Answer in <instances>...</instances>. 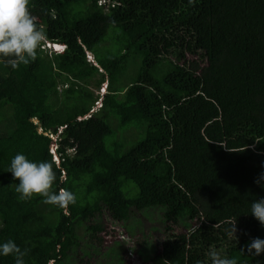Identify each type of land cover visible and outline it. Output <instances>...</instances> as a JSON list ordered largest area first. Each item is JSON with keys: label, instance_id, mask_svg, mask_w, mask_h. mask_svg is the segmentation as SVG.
<instances>
[{"label": "trees", "instance_id": "trees-1", "mask_svg": "<svg viewBox=\"0 0 264 264\" xmlns=\"http://www.w3.org/2000/svg\"><path fill=\"white\" fill-rule=\"evenodd\" d=\"M29 10L66 49L43 41L28 65L0 61V242L27 249L25 264H128L121 246L104 253L100 234L111 223L132 232L138 215L163 233L139 242L143 262L210 264L215 250L264 264L244 248L264 239L248 212L264 198V0H30ZM108 35L118 49L103 55ZM17 153L51 162L76 203L19 201L7 171Z\"/></svg>", "mask_w": 264, "mask_h": 264}, {"label": "clouds", "instance_id": "clouds-1", "mask_svg": "<svg viewBox=\"0 0 264 264\" xmlns=\"http://www.w3.org/2000/svg\"><path fill=\"white\" fill-rule=\"evenodd\" d=\"M29 4L30 0H0V61L9 65L12 70H17L20 65L34 62L37 59V50L42 46L43 41L45 47L52 51L62 52L66 49L64 44L45 37V32L38 27L35 18L30 13ZM103 86L105 91L101 96L107 89L106 84ZM97 104L98 107L102 105V97L99 98ZM87 116L89 115L83 118ZM53 143L51 153L54 160L60 163L56 143ZM53 145L56 147H52ZM7 171L12 174L13 180L18 179L14 191L18 194L19 201H28L39 195L44 203L61 209H66L70 204L76 203V196L72 191L55 187L57 175L49 161L37 162L28 159L22 153H17L12 157ZM262 180H264V172L260 173L256 183L261 184ZM261 186L264 187V184ZM248 212L260 223L261 227H264V198L254 200ZM236 232V224L233 223L228 229V235L235 241L238 239ZM246 250L253 257L260 256L264 253V239L259 237L252 239L246 246ZM27 253V249L22 250L11 239L0 242V257L11 256L14 264H25L24 257ZM208 256L210 264H238L237 259L221 256L215 250L209 251Z\"/></svg>", "mask_w": 264, "mask_h": 264}, {"label": "rangeland", "instance_id": "rangeland-1", "mask_svg": "<svg viewBox=\"0 0 264 264\" xmlns=\"http://www.w3.org/2000/svg\"><path fill=\"white\" fill-rule=\"evenodd\" d=\"M112 30L113 29L111 27L110 32ZM108 36L110 37L109 40L111 41L110 42L106 41L107 45H101L100 54L104 55L106 54V51L111 53L118 49V47L115 46L113 43L114 36L112 35H108ZM88 56L91 60L94 58V54H92L91 52H89ZM93 60H95V58ZM104 88H105L104 86L100 88L101 95L105 91ZM95 92L99 93V91L97 90H95ZM52 147H56V146L53 145ZM139 218H143V219L139 220ZM128 224L135 227L132 232H130V230H128L125 226H122L121 224L111 223L107 225L105 231L100 234L104 253L107 249H108V252H110L111 250L116 251L118 250L119 246H121L124 248V250L121 249L122 251H127V254L124 257L128 258V264H150L148 262H143V260L136 253L135 249L137 248L139 242L147 238L146 233L150 234L148 240L149 239L155 240L163 236L162 232H159L155 229V226L161 227V225L157 222L155 223L153 219H149L148 217L147 218L140 217L138 215L132 216ZM182 229H183L182 227H178L176 231L179 232ZM244 248L246 249V246ZM105 257H106L105 255L101 256V258H105ZM91 262H92V259L89 258L88 261L84 262L83 264H90Z\"/></svg>", "mask_w": 264, "mask_h": 264}, {"label": "built area", "instance_id": "built-area-1", "mask_svg": "<svg viewBox=\"0 0 264 264\" xmlns=\"http://www.w3.org/2000/svg\"><path fill=\"white\" fill-rule=\"evenodd\" d=\"M49 45V44H48Z\"/></svg>", "mask_w": 264, "mask_h": 264}]
</instances>
